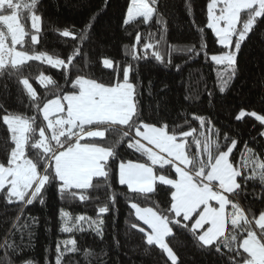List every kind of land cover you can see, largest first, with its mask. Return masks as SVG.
<instances>
[{
	"label": "trees",
	"instance_id": "obj_1",
	"mask_svg": "<svg viewBox=\"0 0 264 264\" xmlns=\"http://www.w3.org/2000/svg\"><path fill=\"white\" fill-rule=\"evenodd\" d=\"M210 2L211 0H157L158 12L165 22L163 27H166L164 39L161 40L162 26L157 23L156 16L148 23H144L143 18H137L129 25L123 24L130 0H39L38 8L35 9V14L41 17L39 31L31 28V13L22 9L21 22L27 34L23 43L17 44L15 48L30 54L43 53L66 62L69 55L79 51L80 54L74 56L71 73L73 80L77 75H84L86 78L97 79L98 82L115 83L117 79H122L121 69L131 65L133 71L130 72V81L138 85L140 108L146 123H167L169 132L175 129L178 138L180 133L192 132L187 138L186 150L194 155L197 151L195 140L203 139L201 133L215 140L214 129H219L222 148L225 143L230 144V141H224V134L238 141L233 150V163L240 167L247 160L246 154L241 155L245 153V145L264 159V156H260L264 152V136L259 135L264 132V126L248 115L236 119L241 110L264 114V22H260L242 43L237 53V75L221 93L218 74L226 66L216 65L210 57L215 53L225 52L227 48L220 45L215 33L207 28V5ZM189 3L190 8L186 7ZM97 13L99 15L96 16L94 28L88 33L86 40H81V30L85 29L90 18ZM65 29L72 31L74 35L63 37ZM137 32L142 36L139 43L135 41ZM149 34H152V39H149ZM32 35L37 36L36 42L32 41ZM146 43L153 44V47L145 49ZM201 43L205 45L204 49L200 48ZM134 44L136 56L142 59H133ZM7 46L11 47L10 37ZM191 46L196 47V53L189 54L186 51ZM156 51L164 57L163 62L155 60L152 53ZM104 58L113 61V69L103 67ZM176 65L181 67L177 69ZM66 74L67 69L53 67L43 60L27 61L11 77L7 73L0 74V162L5 160L11 147H14L11 133L3 122L5 115L35 116L36 124H45L41 112L36 111L27 90L19 81L29 79L37 93V103L42 108L48 99L55 98L53 92L60 94V90L71 89V84L65 82ZM41 76H49L55 83L41 84ZM56 85H59V89ZM196 116L206 117L213 127L201 128L200 122L194 119ZM82 142L112 146L117 144V139L106 131L103 138L85 136ZM127 145V139L119 142L116 148L119 159L116 164L128 160L148 162L146 157ZM199 145L203 155V144ZM169 167L164 166L165 169ZM241 170L245 175L251 174L250 165ZM154 171L175 178L174 169L165 172L157 165ZM93 183H100L101 187L86 191L70 190L76 192L75 197L70 194L62 197L55 189L50 188L45 194L44 205L37 201L26 208L19 223L24 224L28 217H37L39 222L32 228L33 239L23 256H15L9 250L13 264H21L28 259L36 261V264H55L57 242H61L63 248L62 242L72 239L77 241L79 251L66 252L62 264H171L158 245L147 244L145 233H141L139 228L147 231L149 227L134 215V209L131 208L132 203H137L140 208L151 207L158 213L169 215L167 209L170 207V192L166 193L165 189L170 186H160L157 182L154 193L145 197L133 193L127 185L119 184L118 169L115 175L110 176L107 184L103 178H94ZM243 187L244 191L235 202L245 209L250 219L256 218L264 211V187L258 181H249ZM80 195H85L87 199L81 200ZM113 195L116 197L114 205L111 203ZM105 204L111 210L100 217L105 221L103 238L89 229L87 221L80 222V226L86 231H60L61 209L70 214L68 226L71 227L78 216L98 218L99 207ZM20 207L18 203L12 204L5 210L4 197L0 194V246L6 241H15L17 244L21 242L19 232L9 235ZM170 218L176 219L174 216ZM133 223L138 228H131ZM230 227L229 224L226 235ZM242 238L241 236L240 239ZM165 242L178 256V264H225L227 260V256L217 254L214 248L200 247L188 230L173 227L172 234L166 237ZM24 243H28L27 235ZM89 249L91 254L85 257L84 252ZM223 251L227 252L226 249ZM3 255L4 252L0 251V258Z\"/></svg>",
	"mask_w": 264,
	"mask_h": 264
},
{
	"label": "snow or ice",
	"instance_id": "obj_2",
	"mask_svg": "<svg viewBox=\"0 0 264 264\" xmlns=\"http://www.w3.org/2000/svg\"><path fill=\"white\" fill-rule=\"evenodd\" d=\"M38 5L39 0H0V74L7 73L11 77L29 60H45L53 67L67 69L65 82L71 84V89L60 90V94L53 92L55 98L48 99L41 108L40 103H37L35 89L28 78H23L19 82L27 90L36 111L42 112L46 124H36L35 116L9 114L3 117L14 147H11L5 160L0 162V194L4 197L5 210L12 204L21 205L9 230V235L19 232L21 242L17 244L15 241H6L0 246V251L4 252L0 264H13L9 250L15 256H23L25 249L31 245L34 235L32 228L38 224V218L28 217L24 224L19 223L28 206L37 201L44 205L45 194L50 188L62 197L69 194L75 197L76 192H70L72 189L86 191L100 188V183H93L94 178H103L107 184L110 176L116 174V169L120 185H127L133 193L145 197L154 193L157 182L160 186H170L165 189L166 193L170 192V207L167 209L169 215L158 213L151 207L141 209L137 203H132L131 208L135 209L139 220L150 228V231L139 228L141 233H145L147 244L158 245L171 264H178V256L165 242V237L172 234L173 227L190 231L200 247L214 248L217 254L227 256L225 264H264V211L259 213L258 218L250 219L245 209L234 202L244 191L243 185L249 181H258L264 187V159L245 145V153L241 155H247L246 162L240 167L234 166L233 150L238 141L224 134V141H230V144L225 143L222 148L219 129H214L215 140L201 133L203 139H196L195 142L203 144V155H194L186 150L187 138L192 132L180 133L178 138L175 129L169 132L167 123L158 121L159 126L146 123L140 108L138 85L130 81V72L133 71L131 65L121 69L122 79H117L115 83L98 82L84 75H77L73 80L71 73L74 56L79 55V51L69 55L66 62L64 59L53 60L43 53L29 55L25 51L16 50L15 46L22 44L27 34L21 22V10L31 13V27L39 31L38 22L41 17L35 14ZM186 7L190 8V3ZM207 9V28L213 30L220 45L234 49L210 57L216 65L226 66L218 74L219 91L223 93L237 75V53L242 43L260 22H264V0H211ZM98 15L90 18L85 29L81 30V40L88 38ZM154 16L162 26L160 39L163 40L166 27H163L165 22L158 12L157 0H130L123 24L129 25L137 18H143V22L148 23ZM238 24L241 26L238 27ZM62 35L69 37L74 33L65 29ZM9 37L11 47L7 46ZM31 39L36 42L37 36L32 35ZM149 39H152V34H149ZM141 40L142 36L137 32L135 41L139 43ZM152 47L151 43L144 44L145 49ZM200 48L204 49L205 45L201 43ZM186 51L193 54L197 49L191 46ZM152 55L156 61H164L158 51ZM132 56L134 60L142 59L136 56L135 44L132 46ZM102 64L107 69L114 67L109 58H104ZM176 67L179 69L181 65ZM40 83L52 85L55 82L51 77L42 76ZM56 87L59 89V85ZM245 115L254 117L264 126V114L241 110L236 119ZM194 119L200 122L201 128L213 127L206 117L196 116ZM106 131L117 139V144L100 146L95 142H82L85 136L103 138ZM259 135L264 136V132ZM123 139L128 140V148L135 149L148 162L128 160L116 164L119 159L116 148ZM260 156H264V152ZM157 165L165 172L174 169L175 178L157 174L154 171ZM165 165L170 167L165 169ZM249 165L251 174H243L241 169ZM79 198L87 199L85 195ZM115 202L116 197L113 195L111 203L114 205ZM229 205L231 211L226 212V206ZM110 210L108 204L100 206L98 218L78 216L76 223L69 227L71 216L61 209L60 231H86L80 222L87 221L89 229L103 238L105 221L100 217ZM171 216L176 219H171ZM229 224L231 227L226 235ZM130 227L135 229L138 225L133 223ZM25 235L28 237L27 244L24 243ZM62 244L63 248L61 242H57L55 264H62L66 252L79 251L75 239L65 240ZM90 254V249L85 250V257ZM21 264H36V261L28 259Z\"/></svg>",
	"mask_w": 264,
	"mask_h": 264
},
{
	"label": "rangeland",
	"instance_id": "obj_3",
	"mask_svg": "<svg viewBox=\"0 0 264 264\" xmlns=\"http://www.w3.org/2000/svg\"><path fill=\"white\" fill-rule=\"evenodd\" d=\"M207 11H208V9H207ZM217 14H218V11H217ZM31 16V15H30ZM31 20V19H30ZM30 24H31V21H30ZM38 24L40 25V21L38 22ZM238 27H240L239 26V24H238ZM32 28V27H31ZM33 29V28H32ZM212 30V29H211ZM212 32H213V30H212ZM214 33V32H213ZM218 40V39H217ZM233 40H235V37H233ZM229 50H234V49H226L225 50V52L226 51H229ZM18 51H20V50H18ZM29 55H35V54H40V53H35V54H30V53H28ZM215 54H221V53H215ZM46 56H49V55H46ZM7 59V58H6ZM53 59V58H52ZM53 60H55V59H53ZM45 63H47L45 60H43ZM56 68H58V67H56ZM42 77V76H41ZM40 77V78H41ZM46 77V76H45ZM49 77V76H48ZM40 78H39V81H40ZM45 85V84H44ZM41 116H42V112H41ZM42 118H43V116H42ZM45 124H46V122H45ZM142 142V141H141ZM142 143H146V142H142ZM196 146H197V151H196V154L195 155H202V153H201V146L200 145H198V144H196ZM235 202V201H234ZM143 208H148V207H143ZM143 208H141V209H143ZM155 210V209H154ZM156 211V210H155ZM229 211H231V206L229 205V206H226V212H229ZM134 215H136L135 214V209H134ZM137 217V216H136ZM138 218V217H137ZM256 218H258V216L256 217ZM139 219V218H138ZM143 224H144V222L142 221V220H140ZM254 221V220H253ZM193 223H194V221H193ZM253 225H254V222H253ZM148 226V225H147ZM254 230H257V231H259L258 229H255L254 228ZM147 231H150V228H149V230H147ZM165 239H166V237H165Z\"/></svg>",
	"mask_w": 264,
	"mask_h": 264
},
{
	"label": "crops",
	"instance_id": "obj_4",
	"mask_svg": "<svg viewBox=\"0 0 264 264\" xmlns=\"http://www.w3.org/2000/svg\"><path fill=\"white\" fill-rule=\"evenodd\" d=\"M143 142V141H142Z\"/></svg>",
	"mask_w": 264,
	"mask_h": 264
}]
</instances>
